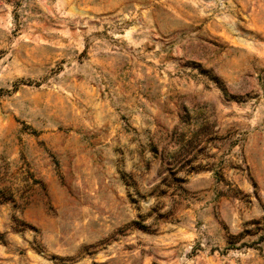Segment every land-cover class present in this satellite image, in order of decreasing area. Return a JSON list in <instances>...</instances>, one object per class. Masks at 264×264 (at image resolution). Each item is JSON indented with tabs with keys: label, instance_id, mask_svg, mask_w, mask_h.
<instances>
[{
	"label": "rangeland",
	"instance_id": "obj_1",
	"mask_svg": "<svg viewBox=\"0 0 264 264\" xmlns=\"http://www.w3.org/2000/svg\"><path fill=\"white\" fill-rule=\"evenodd\" d=\"M0 264H264V0H0Z\"/></svg>",
	"mask_w": 264,
	"mask_h": 264
}]
</instances>
